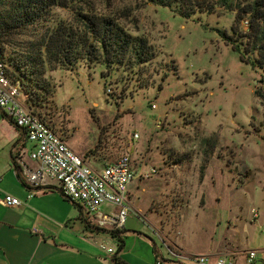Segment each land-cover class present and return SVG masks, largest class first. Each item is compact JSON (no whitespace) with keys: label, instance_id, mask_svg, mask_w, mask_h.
Returning <instances> with one entry per match:
<instances>
[{"label":"rangeland","instance_id":"rangeland-1","mask_svg":"<svg viewBox=\"0 0 264 264\" xmlns=\"http://www.w3.org/2000/svg\"><path fill=\"white\" fill-rule=\"evenodd\" d=\"M94 1L149 39L156 51L146 68L151 85L138 87L123 68L104 76L100 63L49 70L54 110L47 121L96 170L130 154L139 175L126 228L152 233L171 256L228 242L264 247V74L224 36L237 10L183 18L147 0ZM70 202L67 217H78ZM97 234L118 247L109 233Z\"/></svg>","mask_w":264,"mask_h":264},{"label":"trees","instance_id":"trees-1","mask_svg":"<svg viewBox=\"0 0 264 264\" xmlns=\"http://www.w3.org/2000/svg\"><path fill=\"white\" fill-rule=\"evenodd\" d=\"M109 1V0H108ZM170 8L183 18L218 10L235 13L230 32H224L241 59L264 74V0H147ZM56 7L73 11L70 19L57 18ZM247 22V28L242 26ZM2 52L10 78L18 82L27 105L47 122L54 110V85L48 71L73 70L84 62L100 63L105 73L129 70L138 87L150 86L146 68L156 51L144 35H134L118 10L100 8L94 0H0ZM261 96V94H260ZM44 110L45 113L42 112ZM86 227L107 232L118 241L114 264H125L120 253L126 246L127 228L107 229L91 224L82 213Z\"/></svg>","mask_w":264,"mask_h":264},{"label":"crops","instance_id":"crops-1","mask_svg":"<svg viewBox=\"0 0 264 264\" xmlns=\"http://www.w3.org/2000/svg\"><path fill=\"white\" fill-rule=\"evenodd\" d=\"M33 147L23 128L0 107V197L8 192L23 201L14 207L0 204V264H114L118 247L107 245L115 250L113 254L101 248L104 237L86 227L81 219L85 211L65 194L56 180L47 178V183L36 190L28 185L21 165L22 161L33 164L30 158ZM21 149L25 155H21ZM32 190L34 195L29 198ZM67 201L78 206L79 215H74L78 220L67 217ZM125 240L126 246L120 253L125 264H156L160 259L166 264H199L172 258L149 232L128 230ZM173 244L181 250L184 248L179 240ZM251 249L264 247L246 248L228 242L209 248L202 255L213 259L229 257L234 264H264L260 253L252 263L247 262V252Z\"/></svg>","mask_w":264,"mask_h":264},{"label":"built area","instance_id":"built-area-1","mask_svg":"<svg viewBox=\"0 0 264 264\" xmlns=\"http://www.w3.org/2000/svg\"><path fill=\"white\" fill-rule=\"evenodd\" d=\"M0 107L16 124L23 128L27 138L34 144L30 152L33 164L22 161L21 170L26 182L33 190L47 183V178L56 180L65 194L77 202L85 211L91 224L107 229H124L132 210L129 201L132 183L138 177L130 154L125 153L116 160L94 169L77 154L39 115L26 103V96L18 82L12 81L2 52V30L0 27ZM21 155L25 151L21 149ZM1 178V176H0ZM29 198L33 197L34 191ZM23 201L5 192L0 204L5 207L19 206ZM253 220L260 212L252 210ZM101 248L109 254L115 250L105 244ZM264 259V249L247 252V262L252 263L259 255ZM172 258L197 261L199 264H234L229 257L211 258L208 255H187L172 252ZM156 264H166L158 260Z\"/></svg>","mask_w":264,"mask_h":264}]
</instances>
